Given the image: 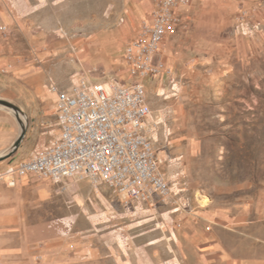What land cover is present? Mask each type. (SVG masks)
Instances as JSON below:
<instances>
[{
  "label": "rangeland",
  "instance_id": "1",
  "mask_svg": "<svg viewBox=\"0 0 264 264\" xmlns=\"http://www.w3.org/2000/svg\"><path fill=\"white\" fill-rule=\"evenodd\" d=\"M2 2L0 29L7 26V34L0 32V98L24 110L28 128L19 150L0 161V172L59 135L58 91L81 75L92 78L98 62L120 54L118 36L132 1ZM233 2L234 23L222 32L227 46L180 48V57L166 61L168 72L145 80L149 131L171 184L168 197L126 202L88 177L64 180L65 190L52 180L36 181L35 188L43 186L39 199H55L54 217L97 218L80 230L70 226L71 236L99 238L127 230L153 243L158 231L186 229L179 214L200 204L217 201L249 214L264 210V0ZM0 130L2 154L21 132L15 113L2 105ZM164 240L172 241L166 234Z\"/></svg>",
  "mask_w": 264,
  "mask_h": 264
},
{
  "label": "crops",
  "instance_id": "2",
  "mask_svg": "<svg viewBox=\"0 0 264 264\" xmlns=\"http://www.w3.org/2000/svg\"><path fill=\"white\" fill-rule=\"evenodd\" d=\"M131 1L121 27L123 35L118 36L120 54L109 63L98 62L92 78L88 76L90 80H131L125 59L127 40L134 33L136 36L135 26L140 27L147 18L154 0ZM235 5L233 0H204L198 6L192 0L181 11V22L168 31L160 56L170 61L180 57V48L227 46L230 41L222 32L232 28ZM97 49L102 50L101 40ZM3 132L0 130V137ZM23 178H18L15 187L0 179V264H264V210L249 214L217 201L200 204L179 214L187 222L186 229L168 234L158 231L153 243L148 235L134 238L127 230L99 238L96 233L73 237L70 226L80 230V225L91 226L97 218L91 221L82 216L81 221L77 216L54 217L51 205L55 199H39L37 194L43 186L35 188L39 184L36 180L28 177L26 184ZM164 234L172 241L166 242Z\"/></svg>",
  "mask_w": 264,
  "mask_h": 264
},
{
  "label": "built area",
  "instance_id": "3",
  "mask_svg": "<svg viewBox=\"0 0 264 264\" xmlns=\"http://www.w3.org/2000/svg\"><path fill=\"white\" fill-rule=\"evenodd\" d=\"M191 0H155L125 48L128 82L81 77L58 91L60 133L29 158L8 166L0 179L15 187L18 178L62 184L75 177L104 183L126 202H151L171 194V184L149 131L152 109L145 80L168 72L160 56L169 30L182 20ZM242 20L246 13L240 15ZM0 32L7 34V26Z\"/></svg>",
  "mask_w": 264,
  "mask_h": 264
},
{
  "label": "water",
  "instance_id": "4",
  "mask_svg": "<svg viewBox=\"0 0 264 264\" xmlns=\"http://www.w3.org/2000/svg\"><path fill=\"white\" fill-rule=\"evenodd\" d=\"M0 105L5 106L10 110H12L21 124V132L19 133L18 137L15 139L11 147L2 154H0V161H2L4 159L11 157L14 153H16L19 150L20 146L22 145L26 137L28 123L26 120L24 122L22 117L23 116L25 117V112L18 104L4 98H0Z\"/></svg>",
  "mask_w": 264,
  "mask_h": 264
},
{
  "label": "bare ground",
  "instance_id": "5",
  "mask_svg": "<svg viewBox=\"0 0 264 264\" xmlns=\"http://www.w3.org/2000/svg\"><path fill=\"white\" fill-rule=\"evenodd\" d=\"M22 118H23V120H24V122H25L26 118H25L24 116H23Z\"/></svg>",
  "mask_w": 264,
  "mask_h": 264
}]
</instances>
